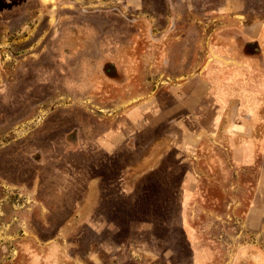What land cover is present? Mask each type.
Instances as JSON below:
<instances>
[{"label": "rangeland", "instance_id": "rangeland-1", "mask_svg": "<svg viewBox=\"0 0 264 264\" xmlns=\"http://www.w3.org/2000/svg\"><path fill=\"white\" fill-rule=\"evenodd\" d=\"M226 1L0 0V264H264L255 169L243 176L219 134L147 164L164 125L113 155L95 144L129 124L136 91L165 108L209 61L240 58L231 38L264 30V0H238L246 20L219 14ZM248 41L244 57L264 61V40Z\"/></svg>", "mask_w": 264, "mask_h": 264}, {"label": "crops", "instance_id": "crops-1", "mask_svg": "<svg viewBox=\"0 0 264 264\" xmlns=\"http://www.w3.org/2000/svg\"><path fill=\"white\" fill-rule=\"evenodd\" d=\"M2 1L9 10L43 0ZM226 2V7L219 14L228 16L236 13L233 17L246 20L247 12H236L238 0ZM228 3L235 7L231 8ZM238 31L230 43L241 51L240 58L238 54L232 55L226 51L230 57L221 60L222 65L215 60L209 61L214 63L209 65L205 77H200V74L188 77L175 85L169 95L166 94L171 102L166 103L165 108L163 103L157 105L152 89L136 91L132 97L133 103L128 106L129 124L109 130L101 139L97 136L95 144L97 147L102 144L103 150L113 155L123 140L133 143V133L157 131L164 125L167 128L165 134L148 138V152L143 160L147 164L162 157L169 143L181 151L178 157L183 159L186 151L200 140L208 138L216 141V135L219 134L227 142L225 147L230 159L241 166L243 176L255 169V185L247 208V223L250 228L257 229L264 221V61L248 60L242 54V49L247 51L248 40H257L259 37L264 40V30L259 23H254L250 26L246 24ZM206 112L211 114V120L204 122L202 120ZM80 126L83 134L85 125L81 123Z\"/></svg>", "mask_w": 264, "mask_h": 264}]
</instances>
